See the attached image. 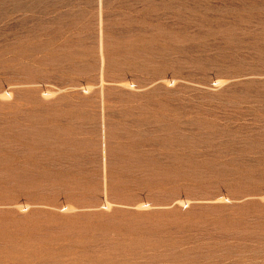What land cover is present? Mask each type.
<instances>
[{"label": "rangeland", "instance_id": "1", "mask_svg": "<svg viewBox=\"0 0 264 264\" xmlns=\"http://www.w3.org/2000/svg\"><path fill=\"white\" fill-rule=\"evenodd\" d=\"M0 264H264V0H0Z\"/></svg>", "mask_w": 264, "mask_h": 264}]
</instances>
